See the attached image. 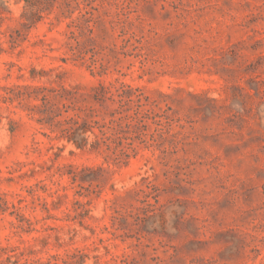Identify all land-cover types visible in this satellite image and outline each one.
<instances>
[{
    "label": "rangeland",
    "instance_id": "1",
    "mask_svg": "<svg viewBox=\"0 0 264 264\" xmlns=\"http://www.w3.org/2000/svg\"><path fill=\"white\" fill-rule=\"evenodd\" d=\"M0 260L264 264V0H0Z\"/></svg>",
    "mask_w": 264,
    "mask_h": 264
},
{
    "label": "trees",
    "instance_id": "2",
    "mask_svg": "<svg viewBox=\"0 0 264 264\" xmlns=\"http://www.w3.org/2000/svg\"><path fill=\"white\" fill-rule=\"evenodd\" d=\"M66 123H71L70 124V127H67L65 129V132H67L68 134L66 135L67 136V139L68 141L71 140L73 141V143L79 147V148H84L85 147V144H86V138L84 137V132L87 130V121L83 120L82 121V124L83 126H79L78 123L76 120H70ZM85 125V127H84ZM94 140L93 142L91 143V146L93 148H96L95 146H99L101 144V139L99 138V136L97 134L94 135ZM1 262V260H0Z\"/></svg>",
    "mask_w": 264,
    "mask_h": 264
}]
</instances>
